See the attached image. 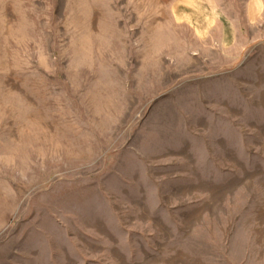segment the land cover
Segmentation results:
<instances>
[{
  "label": "rangeland",
  "instance_id": "1",
  "mask_svg": "<svg viewBox=\"0 0 264 264\" xmlns=\"http://www.w3.org/2000/svg\"><path fill=\"white\" fill-rule=\"evenodd\" d=\"M0 264H264V0H0Z\"/></svg>",
  "mask_w": 264,
  "mask_h": 264
}]
</instances>
